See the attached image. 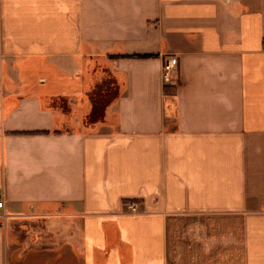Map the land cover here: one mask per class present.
<instances>
[{
  "label": "crops",
  "instance_id": "obj_1",
  "mask_svg": "<svg viewBox=\"0 0 264 264\" xmlns=\"http://www.w3.org/2000/svg\"><path fill=\"white\" fill-rule=\"evenodd\" d=\"M0 201V264H264V0H0Z\"/></svg>",
  "mask_w": 264,
  "mask_h": 264
},
{
  "label": "rangeland",
  "instance_id": "obj_2",
  "mask_svg": "<svg viewBox=\"0 0 264 264\" xmlns=\"http://www.w3.org/2000/svg\"><path fill=\"white\" fill-rule=\"evenodd\" d=\"M95 69L96 73L90 74L91 77L88 80L87 100L89 101L88 108L90 106L91 108L86 115V128L90 126L91 122L99 120L102 117L105 106L116 96V86H114L108 73H105L104 68L99 67L97 64ZM55 103L64 107V104L60 100H57Z\"/></svg>",
  "mask_w": 264,
  "mask_h": 264
},
{
  "label": "built area",
  "instance_id": "obj_3",
  "mask_svg": "<svg viewBox=\"0 0 264 264\" xmlns=\"http://www.w3.org/2000/svg\"><path fill=\"white\" fill-rule=\"evenodd\" d=\"M178 66L177 59L175 57H168L164 60L161 71V79L163 84H172L173 75L176 72ZM2 207V202L0 201V208ZM130 210L133 212L135 210V204L130 205Z\"/></svg>",
  "mask_w": 264,
  "mask_h": 264
}]
</instances>
